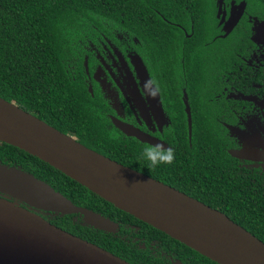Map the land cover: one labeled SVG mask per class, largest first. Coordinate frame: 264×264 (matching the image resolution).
Returning a JSON list of instances; mask_svg holds the SVG:
<instances>
[{
  "label": "flooded vegetation",
  "instance_id": "obj_1",
  "mask_svg": "<svg viewBox=\"0 0 264 264\" xmlns=\"http://www.w3.org/2000/svg\"><path fill=\"white\" fill-rule=\"evenodd\" d=\"M205 4L192 1L184 3L190 7L178 9L177 3L176 9L169 12L172 18H166L159 11L160 16L169 21L170 28L160 33L145 30L142 40L174 43L169 45L163 41L156 65L148 59L142 44H134L140 41L138 37L118 32L113 23L109 24L107 33L89 34L98 39L100 47L83 54L85 80L88 89L95 90V104L107 122L108 133L120 140L152 145L124 133L116 126V119L165 141L170 148L167 139H178L180 134L186 133L191 137L194 121L200 122L196 124L198 135L220 136V146L200 145L197 141L190 144L193 160L186 161L179 172L188 175L190 186L186 181L178 182L186 184L190 193L172 186L197 198L196 194L201 196V192L215 194L221 179L224 183L238 184L241 199H251V193L254 199L264 185V3L260 0H210L207 8ZM141 61L151 83L145 72H140ZM213 151L225 160H203L213 157ZM0 196L44 216L43 210L6 193L0 192ZM206 196L209 199V195ZM240 213L253 215L256 212L242 210ZM101 214L115 221L117 229L120 223L144 228L135 231V241L141 246H144L142 242H147L145 249L149 248L155 255L159 252L164 257L160 264L218 263L168 239L161 240L154 248L151 236L148 241L143 235L149 229L143 224L130 218L124 221L115 212L114 215Z\"/></svg>",
  "mask_w": 264,
  "mask_h": 264
},
{
  "label": "trees",
  "instance_id": "obj_2",
  "mask_svg": "<svg viewBox=\"0 0 264 264\" xmlns=\"http://www.w3.org/2000/svg\"><path fill=\"white\" fill-rule=\"evenodd\" d=\"M192 1L205 2L207 8L210 0H0V96L60 131L78 137L85 145L190 193L185 185L190 186L188 181L191 179L179 173L186 161L193 160L190 144L197 141L200 145L220 146V136L198 135L196 124L200 122L194 121L190 138L186 133L180 134L178 139H167L174 152L171 164L149 165L142 158V149L149 144L120 140L108 133L107 122L95 104V90L88 89L82 60L83 54L100 47L98 39L88 35L107 33L110 31L109 24L113 23L118 32L138 37L140 41L134 44H142L148 59L156 65L163 41L169 45L174 41L142 40L145 30L147 33L167 32L169 21L164 20L159 11L166 18H172L169 12L176 9L177 3L178 9H185L189 5L184 3ZM260 1L264 3V0ZM129 20L134 22L130 24ZM213 154V157L203 160H225L215 151ZM0 163L33 173L77 205L107 215L118 213L124 221L129 218L136 220L149 228L143 235L148 241L151 236L154 248L161 244V240L168 239L200 254L17 146L0 141ZM184 181L185 185L178 183ZM237 185L230 181L224 183L220 179L215 194L201 192V196L196 194V197L224 211L232 220L264 241V185L260 186L258 196L255 195L254 199L253 193L250 194L251 199H241L242 194ZM206 195H209V199ZM240 210H254L256 213L241 214ZM43 211L49 221L135 264H160L164 258L159 252L155 255L149 248L146 250L144 246H147V242H142L144 246H141L135 241V231L144 228L137 229L129 227L127 223H120L116 232H108L87 224L80 213Z\"/></svg>",
  "mask_w": 264,
  "mask_h": 264
},
{
  "label": "water",
  "instance_id": "obj_3",
  "mask_svg": "<svg viewBox=\"0 0 264 264\" xmlns=\"http://www.w3.org/2000/svg\"><path fill=\"white\" fill-rule=\"evenodd\" d=\"M140 68L151 83L142 61ZM115 124L127 135L169 147L131 124L118 119ZM0 141L48 162L116 207L220 264H264V241L226 214L88 147L1 96ZM0 192L36 209L80 213L91 226L108 232L117 230L112 219L75 204L50 183L16 166L0 163ZM0 264L134 263L0 196Z\"/></svg>",
  "mask_w": 264,
  "mask_h": 264
},
{
  "label": "clouds",
  "instance_id": "obj_4",
  "mask_svg": "<svg viewBox=\"0 0 264 264\" xmlns=\"http://www.w3.org/2000/svg\"><path fill=\"white\" fill-rule=\"evenodd\" d=\"M142 158L151 166L171 164L174 152L172 148L160 144L147 145L142 149Z\"/></svg>",
  "mask_w": 264,
  "mask_h": 264
}]
</instances>
